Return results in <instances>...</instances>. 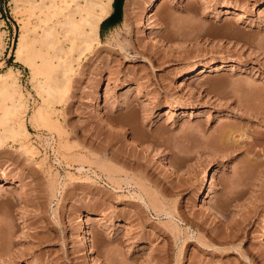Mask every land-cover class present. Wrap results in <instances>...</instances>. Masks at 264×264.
Here are the masks:
<instances>
[{
	"label": "rangeland",
	"instance_id": "1",
	"mask_svg": "<svg viewBox=\"0 0 264 264\" xmlns=\"http://www.w3.org/2000/svg\"><path fill=\"white\" fill-rule=\"evenodd\" d=\"M22 1L0 0V72L59 127L27 119L30 155L0 124V264H264V0L113 3L60 99L15 57Z\"/></svg>",
	"mask_w": 264,
	"mask_h": 264
},
{
	"label": "bare ground",
	"instance_id": "2",
	"mask_svg": "<svg viewBox=\"0 0 264 264\" xmlns=\"http://www.w3.org/2000/svg\"><path fill=\"white\" fill-rule=\"evenodd\" d=\"M11 1L17 5L22 0ZM25 1L27 5L25 6V2L23 3L22 1L24 8L26 7V9H23L24 12L27 10L26 12L29 14L26 16V19L22 20L23 22L21 21L20 35L14 52L15 57L28 66L33 79L39 74L42 75V79L37 81L38 85L35 86H38L39 92L42 91L43 93L45 91L47 95L46 99L67 97L72 79L77 72V67L81 63L82 56L86 51L94 49V46L101 41V23L110 15L114 0ZM151 2L147 10V22L152 21L154 13L162 5L161 0H152ZM260 8V11H263L264 4ZM15 9L17 10V8ZM223 12H232V10L225 7ZM156 31L159 33L161 30L157 28ZM0 45L2 44L0 43ZM2 47L4 46L2 45ZM77 49L79 50L76 51ZM215 66L203 65L199 68L192 67L187 76L194 77L197 69H200L199 73H202L208 71L209 67H211L210 70H219L223 67L220 65ZM246 88L247 90L244 89V91H248V93L246 92V96L249 95L254 101L261 102L264 105V94L258 90L257 85L250 83L246 85ZM0 92L5 96L0 113V124L4 126V131H7L10 136L19 142L20 148L25 153L34 155L38 151L29 139L30 130L26 126V120L28 119L34 126L40 123V121L52 124L55 122L53 115L55 108L50 104L40 105L37 109L34 108L35 111L33 113L28 115V104L25 93L11 66L7 73L0 72ZM257 104L260 105L259 103ZM263 112L259 110L256 112V115H264ZM56 124L54 126H58ZM224 129L220 133L215 134L212 144L216 146L217 151L225 150L229 152L226 146L228 142L233 139L236 140L235 130L227 132ZM223 153L225 154L224 151ZM162 160L167 168L173 169L172 162L167 156L164 155ZM215 181L216 177L212 175L209 189L203 197V201L206 204H208L209 197L215 194ZM4 185L3 181L0 187Z\"/></svg>",
	"mask_w": 264,
	"mask_h": 264
},
{
	"label": "trees",
	"instance_id": "3",
	"mask_svg": "<svg viewBox=\"0 0 264 264\" xmlns=\"http://www.w3.org/2000/svg\"><path fill=\"white\" fill-rule=\"evenodd\" d=\"M117 3L122 4V3H123V0H114V6H116ZM116 11H117V10H116V7H115L114 11L111 13L110 16H108V18H109V19H112V16L116 13ZM104 22H105V19L102 21V23H101V27L104 25Z\"/></svg>",
	"mask_w": 264,
	"mask_h": 264
},
{
	"label": "crops",
	"instance_id": "4",
	"mask_svg": "<svg viewBox=\"0 0 264 264\" xmlns=\"http://www.w3.org/2000/svg\"><path fill=\"white\" fill-rule=\"evenodd\" d=\"M113 3H114V1H113ZM110 15H111V13H110ZM110 15H109V16H110ZM107 20H109L108 17L105 19L104 27L110 29V27L112 26L113 23H112V22H107Z\"/></svg>",
	"mask_w": 264,
	"mask_h": 264
}]
</instances>
